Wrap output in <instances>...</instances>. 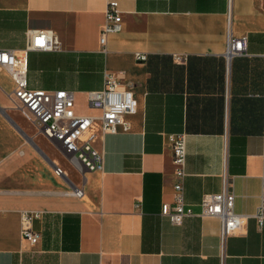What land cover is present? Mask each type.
I'll use <instances>...</instances> for the list:
<instances>
[{
    "label": "crops",
    "instance_id": "1",
    "mask_svg": "<svg viewBox=\"0 0 264 264\" xmlns=\"http://www.w3.org/2000/svg\"><path fill=\"white\" fill-rule=\"evenodd\" d=\"M108 1L0 0V49L23 50L31 28L59 38L53 50L25 54L28 87L72 91L76 113L97 115L87 93L116 72L135 99L130 129L94 140L103 168L81 174L16 107L0 67V264H264V221L249 217L242 234L222 239L216 217L173 224L161 214L175 180L167 135L177 132L186 133V208L198 213L225 177L237 213L258 205L264 0H116L121 30L103 47ZM228 27L246 37V54L229 61ZM22 210L41 211L33 245L21 235Z\"/></svg>",
    "mask_w": 264,
    "mask_h": 264
},
{
    "label": "built area",
    "instance_id": "2",
    "mask_svg": "<svg viewBox=\"0 0 264 264\" xmlns=\"http://www.w3.org/2000/svg\"><path fill=\"white\" fill-rule=\"evenodd\" d=\"M121 30V13L116 0H109L105 10V23L100 29L99 42L105 47L107 36ZM59 44L54 31L47 28H31L26 31V44L23 50L0 49V67L14 82L9 94L11 100L22 114L33 123L37 131L57 142L68 155L71 165L81 174L84 171H98L103 168V153L96 148L94 140L97 136L113 134L130 129L129 120L125 118L135 110V99L132 91L118 80V73L106 72L103 87L87 93L90 107L99 110L97 115L79 114L75 112L74 95L65 89L47 90L33 89L27 86L25 54L29 50H53ZM225 55L231 57L246 54V37H233L228 27L225 39ZM264 59V53H263ZM139 61L146 59L144 53H135ZM264 98V90L262 93ZM264 113V110H263ZM262 138L264 141V127ZM172 150L174 165V183L172 202H163L161 214L171 223L180 224L184 217L197 215L200 217H216L220 220V235L225 238L245 231L249 217L258 225L264 221V165L261 169L259 202L252 214L237 213L234 210L235 195L224 179L223 189L219 192L206 193L201 199V210L193 213L186 208L183 195L182 180L186 175V133L177 132L167 135ZM264 158V153L262 154ZM54 172L66 177L65 171L54 163ZM73 194L83 196V189L74 186ZM39 210H22L21 235L29 244H35L40 234L32 228L34 219L39 218Z\"/></svg>",
    "mask_w": 264,
    "mask_h": 264
}]
</instances>
